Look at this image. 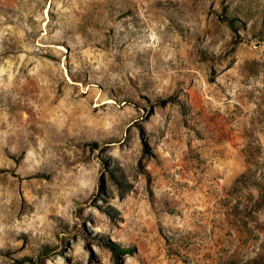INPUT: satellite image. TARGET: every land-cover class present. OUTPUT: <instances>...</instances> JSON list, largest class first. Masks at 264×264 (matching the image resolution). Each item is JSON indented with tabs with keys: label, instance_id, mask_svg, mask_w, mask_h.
Instances as JSON below:
<instances>
[{
	"label": "rangeland",
	"instance_id": "obj_1",
	"mask_svg": "<svg viewBox=\"0 0 264 264\" xmlns=\"http://www.w3.org/2000/svg\"><path fill=\"white\" fill-rule=\"evenodd\" d=\"M117 262L264 264V0H0V264Z\"/></svg>",
	"mask_w": 264,
	"mask_h": 264
},
{
	"label": "trees",
	"instance_id": "obj_2",
	"mask_svg": "<svg viewBox=\"0 0 264 264\" xmlns=\"http://www.w3.org/2000/svg\"><path fill=\"white\" fill-rule=\"evenodd\" d=\"M110 246L114 249V250H118V248L115 246V244H113L112 242L110 243ZM125 250V249H124ZM120 255H118L119 257ZM117 264H119V262H117Z\"/></svg>",
	"mask_w": 264,
	"mask_h": 264
}]
</instances>
